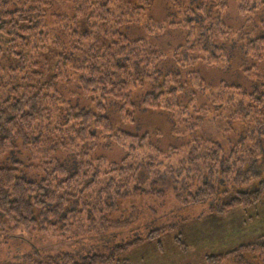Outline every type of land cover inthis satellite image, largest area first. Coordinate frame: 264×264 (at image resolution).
Returning <instances> with one entry per match:
<instances>
[{"label": "trees", "instance_id": "trees-1", "mask_svg": "<svg viewBox=\"0 0 264 264\" xmlns=\"http://www.w3.org/2000/svg\"><path fill=\"white\" fill-rule=\"evenodd\" d=\"M164 1L175 8L176 21L144 18L154 0H0V226L114 238L130 224L129 218H111L120 202L163 196L160 185L172 188L182 207L213 203L210 214L264 203V73L244 69L255 82L247 90L228 81L212 86L195 67H228L220 43L232 39L242 43L248 58L263 61L264 19L256 17L264 0H235L245 18L237 30L224 19L230 0ZM125 25H140L145 36L129 37ZM172 28L183 31L184 41L170 55L176 68L161 72L158 64L167 54L150 36ZM70 86L69 94L85 105L65 98L63 88ZM139 92L144 108L170 115L171 133L183 143L163 151L114 123L111 103L128 124ZM206 120L229 139L238 125L241 137L225 145L207 137ZM17 140L40 160L39 179L26 177L18 163H1ZM103 141L117 144L123 157L94 156ZM58 151L73 154V164L62 163ZM143 240L119 239L97 248L103 252L82 256L33 250L26 261L111 264L118 252L127 254ZM179 245L181 250L184 242ZM195 251L189 247L187 253H194L196 264H264V233L218 253Z\"/></svg>", "mask_w": 264, "mask_h": 264}, {"label": "rangeland", "instance_id": "rangeland-1", "mask_svg": "<svg viewBox=\"0 0 264 264\" xmlns=\"http://www.w3.org/2000/svg\"><path fill=\"white\" fill-rule=\"evenodd\" d=\"M191 3L190 1L189 4ZM147 16L155 18L158 22L167 23L176 21L178 13L171 3L154 0L144 18ZM224 19L234 30L244 25L245 18L239 15L235 0L229 1ZM261 19H264V10L256 17L257 21ZM122 30L131 38L145 36L140 25H125ZM150 38L167 54L166 59L158 64V69L161 72L175 69L176 63L170 55L172 50L184 41L183 31L179 28L167 29L160 36L155 35ZM220 44L228 52L230 65L226 68H218L198 63L195 66L196 69L212 86L221 81H228L251 90L255 82L247 76L244 69L253 67L264 73V60L258 62L248 58L242 43L238 40L232 39ZM71 90H73L71 86L63 88L65 98L71 103L85 105V100L78 99L72 93L69 94ZM190 90L188 89V92ZM198 96L201 103L207 102L205 96L201 94ZM143 97L144 93L137 94V109L133 121L128 124L120 122L118 105L112 102L110 115L114 123L125 132L146 136L150 144L163 151L183 143L182 137L173 136L171 133L170 115L162 110L152 111L144 108ZM234 127L229 139L223 136L210 120H206L204 135L220 140L225 145L228 141H236L241 137L243 130L238 125L234 124ZM93 155L102 156L108 161H119L124 152L117 144L103 141ZM56 156L68 167L73 164L74 156L71 153L58 151ZM1 163L7 166L18 163L22 173L31 179H39L42 176V172L38 169L40 160H34L31 153L23 148L20 140L16 141V147L1 160ZM159 187L164 191L163 196L135 195L120 202L119 210L112 213L111 218H129L130 224L114 238L113 236L98 237L92 234L56 235L43 232L36 227L14 231L8 223L0 226V264H28L26 256L33 250L42 253L71 250L78 256L91 251L103 252L104 250L97 248L105 244L114 246L120 242L119 239L134 240L138 237L145 240L137 243L127 254L118 252L117 261L111 264H196L197 261L193 258L194 253L192 255L187 253L189 247H195V252L199 254L202 251L218 253L264 233V203L256 208L250 207L246 211L236 208L227 211L228 213L210 214L206 210L213 203L208 201L204 204L182 207L176 201L172 188L167 185ZM155 229H163V231L152 238L149 233ZM180 240L184 242L181 250H179Z\"/></svg>", "mask_w": 264, "mask_h": 264}]
</instances>
